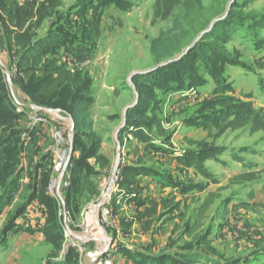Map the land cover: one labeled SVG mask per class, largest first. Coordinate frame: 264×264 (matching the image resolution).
Masks as SVG:
<instances>
[{
    "label": "rangeland",
    "instance_id": "374dc122",
    "mask_svg": "<svg viewBox=\"0 0 264 264\" xmlns=\"http://www.w3.org/2000/svg\"><path fill=\"white\" fill-rule=\"evenodd\" d=\"M47 1L11 0L8 4L12 10L23 9L32 30L37 27V13H44V22L36 30L39 36L57 21L70 34L74 44L60 52L59 60L70 69L91 74L95 88L91 110L94 129L104 139L101 154L109 156L111 167L99 171L93 160H86L93 173L99 172L92 177L97 196L89 203H83L82 198L76 201L82 204L79 216L68 212L67 194L76 189L71 185V171L82 153H76L72 162V120L69 114L58 113V123L51 126L52 132L39 152L40 170L30 172L32 179L27 188L0 215V264H74L78 259L84 264L86 254L104 249L103 241L92 234L89 238L87 223L92 210L93 219L99 218L108 236V247L110 243L113 247L120 230L114 219V204L127 198L117 188L107 217L103 207L97 209L96 205L102 203L112 184L118 163L116 176L125 166L141 165L165 182L168 199L154 230H165L163 244L168 242L159 248L172 255L168 264H185L178 255H194L196 264H264V131H223L216 121L223 109L220 100L226 97L242 103L251 100L264 109V0H201L202 8L192 15L180 7L173 18L157 25L152 24L155 0H59L56 9H48ZM96 8L101 16V32L94 48V29L89 24ZM175 20L183 24L189 37L172 58L158 63L152 42L161 32L174 29ZM89 29L91 33L86 34ZM178 62L179 68H171ZM14 66L8 51L0 49V70L12 100L9 82L17 81ZM142 93L147 101L142 113L144 125L138 127V132L149 142L174 144L181 152L194 156L198 164L188 166L187 173L184 164L185 170L175 167L171 176L167 175V162L165 166L146 156L131 159L132 143L138 140L128 135L122 141L120 136L126 108L137 103L140 106ZM23 130L26 136L33 131L29 126ZM55 131L63 134L65 146L70 147L60 173L54 171ZM6 133L2 130L0 136ZM22 140L26 142V138ZM117 143L121 145L119 161ZM39 172L46 179L41 190ZM250 173L258 174L255 182L244 181ZM206 202L212 203L207 210L202 209ZM23 204L30 206L23 214L17 213ZM15 221L28 225H15ZM203 237L209 246L199 241ZM71 254L75 257L69 259Z\"/></svg>",
    "mask_w": 264,
    "mask_h": 264
},
{
    "label": "trees",
    "instance_id": "16d2710c",
    "mask_svg": "<svg viewBox=\"0 0 264 264\" xmlns=\"http://www.w3.org/2000/svg\"><path fill=\"white\" fill-rule=\"evenodd\" d=\"M10 1L0 0V25L9 55L14 60L16 75L21 80L26 96L32 105L49 110H59L62 113L69 114L74 124L72 162L74 161V155L79 151L82 153V158L80 161H75L76 164L71 171V185L76 186V189L68 192L66 206L68 212L74 211L79 216L82 204L77 205L76 201L82 198L83 203H89L97 196V187L92 177L99 172L93 173L86 160H93L94 166L99 168V171H105L111 167L110 160L101 154L104 139L94 129V120L91 114V110L95 105L93 80L88 71L78 68L75 70L70 69L59 60L60 52L74 44L70 40V34L68 31L66 32L64 26L61 27L58 21L54 22L43 36H39L36 30L44 22V13H37V27L36 30H32L31 26L27 23V18L21 12L23 9L17 7L16 10H12L8 4ZM46 3L49 6L48 9L60 7L59 0H48ZM202 6L201 0H155L153 4L152 24L157 25L160 22L173 18L175 11L180 7L185 10L187 15H192L201 9ZM89 9L90 7L88 6L87 13ZM31 16V14H27V17L31 18ZM100 19L99 10L97 8L93 9L92 20L89 26L94 29L92 42V47L94 48L98 45L101 32ZM91 31L89 29L85 33H91ZM188 37L189 32L185 30L183 24L175 20L174 29L161 32L152 42L151 50L156 61L161 63L166 59L172 58L180 50V46ZM180 66L181 63L178 62L173 64L171 68H179ZM134 83L138 86V78L134 80ZM139 95L141 105L138 106L137 103V105L127 112L125 119L126 126L121 131L120 139L123 141L128 135H132L138 142L151 143L138 132V127H143L144 125L142 113L145 111L144 105L147 101L144 93ZM248 101L242 103L228 97L221 99L220 105L223 109L218 114L219 117L216 118L217 127L223 131L233 132L249 128L253 134L264 131V109L257 108L253 102H250L251 100ZM23 118L24 114L18 112V106L9 95L6 78L2 70H0V131L7 130L5 135L0 136L1 185L6 187L8 179L12 175L14 176L8 183L10 192L4 193V196L0 198V215L4 207L16 197L18 190L17 183L21 177V170L18 171V166L21 153L24 150L22 139L26 138V142H29L26 151L30 161L33 160L36 151L38 141L35 135L39 128H35L29 133V136H26V132L20 127ZM159 129L163 132L160 126ZM80 137L83 140H79ZM182 160L183 164L187 167L198 164L194 156L186 153ZM262 173H264V170ZM140 176L159 175H153L151 170L143 166H125L119 175V191L124 196L133 194L137 178ZM257 176L258 174L250 173L243 178L244 181L255 182ZM80 178H82V181H77ZM211 204V202H206L202 209L207 210ZM28 205L25 204L17 213L22 214ZM120 208V204H117L116 201L114 204V214H117ZM62 240L63 238H61V242ZM199 241L209 246L204 237ZM74 257V254L68 256L69 259ZM176 257L184 260L185 264H196L198 261L194 255H180ZM130 258L134 257L130 256ZM138 258H142L141 261H138V264H168V261L172 259V255L163 254L157 258H150L142 254ZM77 263L80 264L79 259L77 262H74V264Z\"/></svg>",
    "mask_w": 264,
    "mask_h": 264
},
{
    "label": "crops",
    "instance_id": "0c3cea01",
    "mask_svg": "<svg viewBox=\"0 0 264 264\" xmlns=\"http://www.w3.org/2000/svg\"><path fill=\"white\" fill-rule=\"evenodd\" d=\"M2 34L0 35V49L7 52L8 49L6 47V40L4 38V35ZM16 79L17 81L12 80V82H9L11 83L9 89L12 93V96L14 97L13 101L16 103L18 108L22 109L23 111H28L29 112L28 115H38V116L44 115L48 119V121L46 124L40 126L39 129L37 130L35 138L37 139L38 142L36 145V151L34 153V157L32 161L28 159L27 151H26L29 142H22V146L24 150L21 153L20 163L18 166V171L21 170V175H20L21 177L19 178V181L17 183L18 190L16 193V197L11 201L14 203L17 201V198H19L21 193L24 192V190L27 188V185L31 181L32 178H30L31 177L30 172H37L40 170L42 162H38V161L40 159L39 156L41 155L39 152L41 147L43 146L42 143L44 142V140H48L49 138L48 135L50 134L53 125H57L58 123V120L56 118L58 117L56 116L58 113L54 111H50V112L44 111L42 108L32 105L24 92L20 78L16 77ZM22 105L25 107L32 106L34 108L33 109L24 108L22 107ZM45 113H47L49 116H47ZM27 116H25L24 120L21 122V124L23 123V127L26 124ZM23 127L21 128L23 129ZM43 136H45L44 139ZM163 143L164 142H151V143L134 142L132 143L133 149L131 148L133 151L131 155V159H133L132 157H134V159L137 158L142 159L143 157L146 156L160 161L165 166H167L166 164L167 162L168 170L170 172L167 175H171V176H174L173 174L175 173V167H177V169H179L180 167L182 168V170H185L182 160L185 153L181 152L180 148L175 147L176 145L174 144L168 145L166 143L164 144ZM167 148L168 150H164ZM46 151L47 149H45V152ZM165 151H169V154ZM105 157L110 160L109 156H105ZM24 162H26V164H24ZM129 166H133V165L130 164ZM140 166L137 165L134 167H140ZM42 171L43 170L41 169L40 172ZM188 171L189 168L186 166V173ZM40 172L38 175V178H40L38 184V190H41V188L43 187V179L45 180L44 175L43 178H41ZM13 177L14 176L12 175L10 179H8V183L13 179ZM1 183L2 182H0V198L4 196V193L10 192V189L8 188L9 187L8 183L6 187L1 185ZM33 183H35L34 179H33ZM164 183L165 182L163 181L161 176L158 177L140 176L139 178H137L136 186L133 189V194H131L130 196H124L125 198H127L125 201L122 198L123 202H120L121 208L118 211V213L115 214L114 217L116 227L120 228V230H117L118 236L115 239L113 247L109 249V252L106 256V258L110 260L111 264H138V261H141L142 259V258H138V256L142 254L150 258H157L163 254H169L165 252L163 248L161 247L159 248V246L165 245L168 242L167 241L166 243L163 244L165 230H159V231L154 230V228L157 227L156 225L160 224L159 213L160 210H162L164 202H166V199H168V197L166 196V190L164 189ZM110 187H111V183L108 187V190L110 189ZM10 203H8L4 207V209ZM24 205L25 204H23L22 206ZM29 206L30 205H28L26 208H28ZM34 212L36 213V211ZM17 221H15V225L17 224L22 226L28 225V223L24 221H21L20 224ZM98 221L99 218H97V220L91 225L92 228H90V226L89 227L87 226V230L90 229V232L87 231L89 234V238L92 234V236H94L95 238L100 239V237L98 236V227H97L99 223ZM166 227L168 228V225H166ZM11 229L12 227L9 230L11 231ZM168 237H170V233ZM6 239L7 236L4 239V242H7ZM130 256H133L134 258H130Z\"/></svg>",
    "mask_w": 264,
    "mask_h": 264
},
{
    "label": "built area",
    "instance_id": "2783aa9c",
    "mask_svg": "<svg viewBox=\"0 0 264 264\" xmlns=\"http://www.w3.org/2000/svg\"><path fill=\"white\" fill-rule=\"evenodd\" d=\"M18 112L19 113H23L24 111L22 109L18 108ZM25 116H27V115H24V117ZM23 120H24V118H23ZM47 121H48L47 118H45L43 115L42 116L28 115L25 127L29 126V128L31 127L32 130H34L35 128H39L43 124L47 123ZM53 136L57 140V142L54 143V150H53V153H54V156H55V159H56V164H55V167H54V171L60 173L63 170V167H64V165L66 163L67 158H68V155L66 153H68L70 147L69 146H65L66 142H65L64 136H63V134L61 132L55 131ZM119 175L120 174L115 176L114 180L112 179V183H113L114 186H113V188L111 187L110 196L108 197V200L104 201V197H103L102 203L98 204L99 206L102 205L101 208L103 207V210L105 211L106 217L110 216V214H111V210L109 209V206L111 204H114V200L113 199H114L115 191L118 188L117 185H118ZM104 183H106L105 180H104V182L102 184V187H104ZM53 187H56L55 183H54ZM117 203H119V202H117ZM98 205H96V206H98ZM96 264H110V260L104 258V259L99 260L98 262H96Z\"/></svg>",
    "mask_w": 264,
    "mask_h": 264
},
{
    "label": "water",
    "instance_id": "95a60500",
    "mask_svg": "<svg viewBox=\"0 0 264 264\" xmlns=\"http://www.w3.org/2000/svg\"><path fill=\"white\" fill-rule=\"evenodd\" d=\"M163 65H160L159 67H162ZM135 105H132V106H129L126 108V112L125 114H127V112L129 111V109H132ZM22 107L24 108H29V109H33L34 107L32 106H23ZM44 111H53V110H49V109H45V108H42ZM54 112H57V113H60L59 110H55ZM72 120V119H71ZM126 125V122L124 124V127ZM123 127H120L118 130H121ZM71 134H74V124H73V121H72V128H71V131H70ZM118 145V161L120 160V154H121V145L119 143H117ZM71 153H72V150H71ZM119 167V163L116 165V168H115V173L113 174V180H114V177L116 176V171ZM107 235V234H106ZM81 241V239H80ZM112 246V243L109 244V247H104V249H102L101 251H93V252H89L88 254H86L84 256V259H83V263L84 264H96V262L103 258L104 256H106V254H108L109 252V248Z\"/></svg>",
    "mask_w": 264,
    "mask_h": 264
},
{
    "label": "bare ground",
    "instance_id": "6f19581e",
    "mask_svg": "<svg viewBox=\"0 0 264 264\" xmlns=\"http://www.w3.org/2000/svg\"><path fill=\"white\" fill-rule=\"evenodd\" d=\"M113 186V183L111 184V187ZM111 187H110V189L107 191V193L105 194V196H104V199L106 198V199H108V197H109V194H110V191H111ZM97 207V209H100L101 208V206H96ZM93 211V210H92ZM90 212L89 213V218H88V224H89V226H91L92 225V223H94L95 221H96V219L94 218L93 219V216H94V214H93V212ZM93 215V216H92ZM99 222V221H98ZM97 227H98V236L100 237V239H101V241H103V246L104 247H107L108 246V243H109V239H108V236L106 235V233H105V231L101 228V226H100V224L98 223V225H97ZM92 232V231H91Z\"/></svg>",
    "mask_w": 264,
    "mask_h": 264
}]
</instances>
